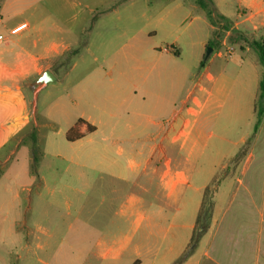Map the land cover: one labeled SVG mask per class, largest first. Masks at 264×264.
Returning a JSON list of instances; mask_svg holds the SVG:
<instances>
[{
    "label": "rangeland",
    "instance_id": "374dc122",
    "mask_svg": "<svg viewBox=\"0 0 264 264\" xmlns=\"http://www.w3.org/2000/svg\"><path fill=\"white\" fill-rule=\"evenodd\" d=\"M165 1L135 0L134 8L130 4L122 8L144 12L150 2L154 5L153 12H158L165 7L162 5ZM183 1L190 7L187 24L192 23L194 29L201 20L216 24L221 11H236L239 6L238 0H225V5H220L222 0ZM119 3L112 0V11L120 7ZM263 20L264 16L257 18L256 32L252 23L242 26L250 29V36L236 32L224 41L225 30L217 32L220 35L217 40L205 28L199 32L192 28L178 42L182 54L177 59V72L181 62L190 68L184 89L177 97L178 110L185 107L183 102L190 90H199L198 81L204 69L195 64L200 55L197 46L203 37L212 36L205 51L206 57L208 49L214 50L207 60L210 73L220 78L222 70L234 68V82L221 80L208 86L215 96L197 125L201 136L199 147L191 152L172 147L167 157L172 160L171 171L185 169L184 172L192 175L193 186L209 185L207 202L215 203L218 191L216 223L210 231L211 220L201 248L205 251L210 244L212 252L232 258L243 255L236 257L238 264H257V241L259 238L264 241V116L256 130L264 66L254 46L255 41H264ZM111 35L116 34L111 32ZM165 38L163 35L157 38L159 47L171 49L169 42L163 41ZM190 45L197 49L190 50ZM244 45L249 49L243 48ZM63 71L55 73L61 76ZM43 87L35 79L24 83L22 92L28 110L11 103L4 111L0 105V123L8 119V113L11 117H26V124L11 129L12 137L3 145L8 124H0V264H105L100 260L76 261V258L99 254V241L117 239L133 230L132 223L121 215L128 193L140 197L143 200L140 206L145 209L172 205L174 198H168L163 187L162 174L167 167L160 160L162 170L156 174L159 165L156 159L154 164L146 166L145 172L144 166L136 169L137 174L129 183L111 178L109 173L128 169L129 159L139 160L133 150L104 148L103 137L112 136L106 126H99L95 134L87 133L88 136L69 142L67 133L78 122L81 112L57 106L64 93L62 83H51L41 91ZM95 119L112 121L98 112ZM119 130L120 134L124 131ZM198 201L192 190H186L181 202L173 207H186L188 221ZM13 222L16 225L10 227ZM145 230L141 229L139 234ZM262 253L258 264H264V244Z\"/></svg>",
    "mask_w": 264,
    "mask_h": 264
},
{
    "label": "crops",
    "instance_id": "0c3cea01",
    "mask_svg": "<svg viewBox=\"0 0 264 264\" xmlns=\"http://www.w3.org/2000/svg\"><path fill=\"white\" fill-rule=\"evenodd\" d=\"M117 1L120 7L112 11V0H0V36L3 38L0 40V105L4 111L11 103L28 110L22 92L24 83L34 79L39 83L43 74L50 72L55 80L43 84L41 91L54 82L64 85L57 106L81 112L78 120L83 121L80 133L86 137L88 126L95 129L91 134H95L99 126H106L113 137H103L104 148L127 147L139 159H129L128 169L109 173L111 178L129 183L137 174L136 169L144 166L142 170L145 172L146 166L154 164L156 159L158 162L163 159L167 167L162 174L163 187L168 198H174V203L145 209L140 206L143 203L140 197L128 193L121 215L126 222L132 223L133 230L117 239L99 241V254L78 255L76 261L238 264L236 257L242 258L243 255L232 258L218 251L212 252L210 244L204 251V247L201 248L204 236L198 245L192 247L204 191L209 185L193 186L190 183L192 175L184 172L185 169L171 171L172 160L167 157L168 149L172 147L190 152L199 147L201 136L197 125L215 96L208 86L221 80L222 83L225 80L234 82V68L222 70L220 78L212 75L207 62L210 57H205L212 36L203 37L197 46L200 55L195 64L204 69L198 81L199 90H190L183 102L185 107L178 110L177 97L184 89L190 69L181 62L177 72V59L182 54L178 42L182 34L194 29L192 23L187 24L190 7L183 0H166L161 11L153 12L154 5L149 2L144 12H132L122 7L130 4L134 8L135 0ZM225 3L222 0L220 5ZM238 5L236 11H221L219 18L216 16L217 25L201 20L194 31H204L205 28L220 40L217 32L225 30L224 41L236 32L250 36V29H242V26L252 23V30H259L256 20L264 16V2L238 0ZM261 26L264 27V20ZM111 32L116 35L112 36ZM160 35L166 37L163 41L169 42L171 49L159 47L157 38ZM194 48L190 45L189 49ZM243 48L249 49L246 45ZM56 70L65 71L59 76ZM188 103L192 105L189 107ZM97 112L112 121L96 120ZM7 115L8 119L0 123L2 126L8 124L2 145L12 137L11 129L17 130L26 124L24 116ZM119 128L124 130L121 134ZM158 164L156 174L162 170L161 163ZM186 190H192L199 198L188 221L186 207H173L181 202ZM217 199L218 191L210 231L216 223ZM172 208L174 212H170ZM15 225L13 222L9 226ZM141 229L146 230L139 234ZM263 244L259 238L256 247L259 261L263 256ZM191 248L193 251L182 259Z\"/></svg>",
    "mask_w": 264,
    "mask_h": 264
},
{
    "label": "trees",
    "instance_id": "16d2710c",
    "mask_svg": "<svg viewBox=\"0 0 264 264\" xmlns=\"http://www.w3.org/2000/svg\"><path fill=\"white\" fill-rule=\"evenodd\" d=\"M254 46L257 49L258 53V58L260 63L264 66V41L262 42H254ZM259 99H260V110L258 113V124L256 126V130H258L259 125L261 123V118L264 116V77L261 79L260 82V94H259ZM83 124V121H79L74 128H72L68 133H67V140L69 142H74L79 139H82L85 135L80 133V126ZM94 128L91 126L87 127V133H92L94 132ZM209 192V188H206L204 191V198L202 202V206L200 209V212L197 217L196 221V227L194 230V235L192 238V247L194 248L199 240L208 232L209 227H210V222L212 220V215H213V210H214V203L213 202H207V193ZM193 248L188 250L186 254L183 256L182 259H185L191 251H193Z\"/></svg>",
    "mask_w": 264,
    "mask_h": 264
},
{
    "label": "water",
    "instance_id": "95a60500",
    "mask_svg": "<svg viewBox=\"0 0 264 264\" xmlns=\"http://www.w3.org/2000/svg\"><path fill=\"white\" fill-rule=\"evenodd\" d=\"M212 49H208L207 54H206V59L209 58L210 54L212 53ZM55 78L50 72H45L43 76L39 79L40 84H49L50 82L54 81Z\"/></svg>",
    "mask_w": 264,
    "mask_h": 264
},
{
    "label": "built area",
    "instance_id": "2783aa9c",
    "mask_svg": "<svg viewBox=\"0 0 264 264\" xmlns=\"http://www.w3.org/2000/svg\"><path fill=\"white\" fill-rule=\"evenodd\" d=\"M2 39H3L2 36H0V40H2ZM231 53H233L232 49L229 50V54H231Z\"/></svg>",
    "mask_w": 264,
    "mask_h": 264
}]
</instances>
